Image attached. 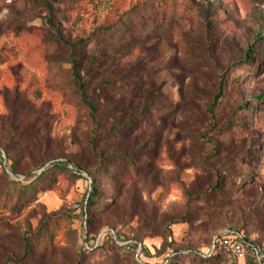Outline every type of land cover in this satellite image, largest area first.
<instances>
[{"label":"rangeland","instance_id":"374dc122","mask_svg":"<svg viewBox=\"0 0 264 264\" xmlns=\"http://www.w3.org/2000/svg\"><path fill=\"white\" fill-rule=\"evenodd\" d=\"M260 31L264 0H0V264H243L191 254L230 230L264 247ZM110 229L139 252L83 253Z\"/></svg>","mask_w":264,"mask_h":264},{"label":"trees","instance_id":"16d2710c","mask_svg":"<svg viewBox=\"0 0 264 264\" xmlns=\"http://www.w3.org/2000/svg\"><path fill=\"white\" fill-rule=\"evenodd\" d=\"M259 37L260 38H264V32L260 31L259 32ZM255 52V48L252 44L249 45L248 50H247V56L248 57H252L254 55ZM72 67H73V76H74V80L79 88V90L81 91V97L83 99V101L87 104V106L90 109V112L92 114H94L95 112V105L92 103V101L89 100L87 93L85 91V85L84 82L82 81L81 77H80V73L77 69L78 67V59L75 57H72ZM54 165L58 166V167H64V168H69L73 171V173L79 175L81 178L85 179L89 185V193L87 195V199H86V204L85 207L87 208V210L89 209H93L97 206V200H98V196L100 193V189L98 188V185L96 184V181L93 177H91V181H88V178L81 175V172L83 170L82 167H80L79 165L72 163L70 160H64V161H59L54 163ZM47 169H44L41 171V173L45 172ZM6 174L7 171L3 170ZM12 171V170H11ZM37 178V176L35 177V179ZM11 183L16 184L18 183V181L15 180H10ZM86 222L88 223L89 221V215L86 212V218H85ZM87 232V231H86ZM225 233L221 234L218 236V238L215 240V248L212 251H209L208 253H200L198 251H193V255H196L199 262H209L210 260L219 258V257H226L228 259H234L233 257H231L230 255L227 254V251L225 248L223 247H219L218 246V240L224 235ZM244 234V233H243ZM85 239L87 240V242H89L87 245V243H82L83 244V253L85 254H90V253H94L96 251H98L99 249L104 248L105 246H107L108 241L104 240L102 243H97L96 244V237L94 235H91V233H86L84 235ZM135 236V234H134ZM245 239L249 242V246L247 247V253L246 256L243 260H240L239 262H242L243 264H260L259 262H257V260L254 258L252 251H251V246H258V247H262L261 244H259L258 242H256L253 239H250L249 237H247L244 234ZM29 240V239H28ZM29 242V241H28ZM84 242V241H83ZM213 243V242H212ZM117 248L119 249H123V247H121L120 245H116ZM143 246L141 247L142 251H143ZM264 248V247H262ZM124 252L126 253H133L134 251L128 250V249H123ZM141 251V252H142ZM140 252V254H141ZM162 252V250L160 251ZM162 253H159V255H161ZM162 256V255H161ZM162 263L161 264H180L181 261L171 258L168 259L166 255L162 256ZM235 261H238L236 259H234ZM142 264H146V263H142Z\"/></svg>","mask_w":264,"mask_h":264},{"label":"built area","instance_id":"2783aa9c","mask_svg":"<svg viewBox=\"0 0 264 264\" xmlns=\"http://www.w3.org/2000/svg\"><path fill=\"white\" fill-rule=\"evenodd\" d=\"M104 240L115 242L126 247V249L137 253L139 252L141 246L140 243L136 241L133 232L123 233L110 229L104 233ZM215 240L212 243V250L215 248ZM99 241L100 237L96 240V244L99 243ZM249 245L250 244L245 239L244 234L238 230H230L218 240V246L225 248L227 254L238 261L245 258L247 247ZM251 251L257 262L264 264V248L251 246Z\"/></svg>","mask_w":264,"mask_h":264}]
</instances>
